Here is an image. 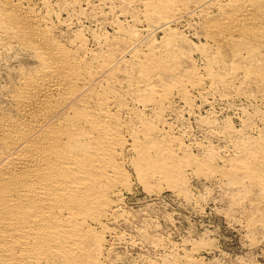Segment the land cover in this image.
Instances as JSON below:
<instances>
[{
  "label": "bare ground",
  "instance_id": "6f19581e",
  "mask_svg": "<svg viewBox=\"0 0 264 264\" xmlns=\"http://www.w3.org/2000/svg\"><path fill=\"white\" fill-rule=\"evenodd\" d=\"M53 2L0 0V50L25 56L0 85V264H100L107 237L124 218L123 195L134 183L175 193L187 166L232 183L251 181L261 189L257 206H264V136L220 167L213 153H190L166 118L175 100L193 108L197 96L211 106L215 93H264V0H119L111 5L124 15L140 7L149 32L121 25V36L109 41L116 47L103 52L89 47L84 29L60 35ZM194 18L204 38L198 45L178 27ZM233 127L228 136L245 135ZM190 252L179 260L172 255L171 264H201Z\"/></svg>",
  "mask_w": 264,
  "mask_h": 264
},
{
  "label": "rangeland",
  "instance_id": "374dc122",
  "mask_svg": "<svg viewBox=\"0 0 264 264\" xmlns=\"http://www.w3.org/2000/svg\"><path fill=\"white\" fill-rule=\"evenodd\" d=\"M84 1L80 0L81 3L83 2L82 5L77 0L79 4L78 6L75 5L77 7L75 8L65 6L66 1L64 4L62 3L63 1L54 0V8L56 7L54 20L55 22L58 21L56 23L59 24L61 36H72L74 31L84 29V32L86 31L85 36L88 40L90 39L89 47L103 52L109 51L114 46L116 47V44L111 45L109 41H113L115 38L117 40L123 33L122 28L127 30L138 28L137 30L140 29V31L147 28L148 31H146L149 32L148 26L141 22L142 19L138 18L137 11L140 9L138 5L136 7L131 5L130 7L129 13L131 15L134 14L133 18L128 12L124 15L125 11L123 13L120 9H114V5L111 4L116 1L117 3L115 4H119V0H86L87 4ZM99 2L102 4L100 3L99 5ZM58 3L61 5L55 6ZM109 3L111 6L107 5ZM88 4L91 5H89L91 8L88 7ZM59 6L58 11L57 7ZM61 6L63 10L65 8L63 13ZM73 8L75 11L73 10L74 12L70 14ZM132 8H134V11L131 10ZM79 9L81 10L79 11ZM112 10L116 11H113V13ZM82 11L86 14L85 16ZM104 13L105 15L109 14L105 16ZM95 14L96 17H94ZM72 16L73 19L71 18ZM71 19L76 24L71 22ZM67 20L69 25H66V23L68 24ZM135 20L137 21L136 23ZM63 21L66 23L62 24L61 22ZM186 22L183 21L178 27L191 40L192 45L203 43L204 38L199 32L201 28L198 19L194 18ZM63 25L69 26V28ZM120 26L121 29L119 30ZM88 31H90L91 35L87 34ZM149 34L157 42L163 37V34L158 32L151 31ZM155 35H157L156 38ZM107 43L111 45L110 48ZM105 44L106 46H104ZM16 52L18 51L7 52L0 50V85L9 81L10 77L8 75L12 76L14 71L18 70L20 65H23V62L25 63V56L20 52ZM194 61H196L194 64L200 68L199 71L204 73L205 64L198 54H195ZM189 65L191 63L185 64V68H189ZM123 66L126 68L125 65ZM125 68L123 70H126ZM119 74L121 77L127 76L124 75L127 74L126 71H119ZM251 92L255 95L253 99L246 98V96L244 98V95L238 97L239 95H219L215 93V95L210 96L212 97L210 99L214 102L211 105L213 108L210 105H205L204 100L198 96L196 97V102H194L195 106L191 107L192 109L190 106L187 107L184 102L175 100L176 102L171 107L172 110L169 113L167 112L168 117L166 116L168 123H172V125L170 124L173 130L171 131L172 134L182 138L184 144L188 146L190 153H193V155L203 158L213 156L210 155L213 153L216 165L224 166L223 163L226 160L238 155L241 149H247L246 145L248 142L256 141V139L264 136V93H262L263 95L258 94L255 90ZM230 126H234L233 128L237 129L240 128L239 130L242 129L244 131L243 135H245L232 137L229 134L228 136L226 129ZM243 128H246V131ZM261 130H263V134ZM235 142L237 143L235 144ZM187 167L188 171L185 172L183 177V179L186 178V182L183 180L182 188L180 187L181 189L175 193L170 188L167 189L165 185H163L162 190H158L159 192H153L139 183H134L132 190L123 195V209L121 212L124 213V218L116 222L117 224L115 223L118 233H112L107 237L109 244L104 251V257L100 264H171L175 261V256L176 260L181 259L180 257H184L193 250V246H195V251L191 252L196 253L195 257L200 259V262L202 261L201 264H264V208H262L264 206H257L258 204L255 202L261 195V193L259 194L261 189L258 186L255 189L256 185L248 180L232 183V181H229L228 178L219 173V175L217 173L211 174L212 177L204 174L199 175L193 166ZM228 182L234 184V187L231 184L229 185ZM236 184L241 188H237ZM251 185L254 186L252 187ZM248 189L252 192H249ZM255 206L257 207L255 208ZM121 233L124 234L122 235Z\"/></svg>",
  "mask_w": 264,
  "mask_h": 264
}]
</instances>
